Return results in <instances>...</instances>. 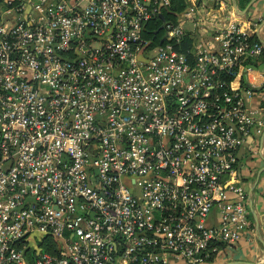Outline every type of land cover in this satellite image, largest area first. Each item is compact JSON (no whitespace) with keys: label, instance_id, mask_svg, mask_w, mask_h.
I'll list each match as a JSON object with an SVG mask.
<instances>
[{"label":"built area","instance_id":"obj_1","mask_svg":"<svg viewBox=\"0 0 264 264\" xmlns=\"http://www.w3.org/2000/svg\"><path fill=\"white\" fill-rule=\"evenodd\" d=\"M210 1L0 0V264H201L240 241L264 46Z\"/></svg>","mask_w":264,"mask_h":264},{"label":"crops","instance_id":"obj_2","mask_svg":"<svg viewBox=\"0 0 264 264\" xmlns=\"http://www.w3.org/2000/svg\"><path fill=\"white\" fill-rule=\"evenodd\" d=\"M227 1L251 30L252 37L264 46V0H249L245 8L239 6L238 0ZM235 2L238 9L244 10L243 16L236 11ZM200 3L211 4V1L200 0ZM249 86L254 92L247 101L261 110L260 115L264 119V63L253 72L244 73V87ZM237 171L248 196L249 227L238 243L221 242L212 258L201 264H264V126L255 128L247 144L239 151ZM219 215L215 207L209 224L217 225Z\"/></svg>","mask_w":264,"mask_h":264},{"label":"trees","instance_id":"obj_3","mask_svg":"<svg viewBox=\"0 0 264 264\" xmlns=\"http://www.w3.org/2000/svg\"><path fill=\"white\" fill-rule=\"evenodd\" d=\"M248 1L249 0H238V4L241 8H245ZM186 6H187V0H172L171 12L167 13V14H169L171 19H175V14L184 10L186 8ZM167 14H165V15H167ZM160 22H161V20L157 21V23H160ZM192 41H193V38H191V37L186 38V43L184 46L185 47L191 46ZM246 63L252 64L255 68L260 67L264 63V51L260 57L256 58L255 60H252L251 58H249L246 61ZM48 237L49 236H46L44 240H40V241L44 242ZM53 247H54V244L50 248H48L47 251L51 250Z\"/></svg>","mask_w":264,"mask_h":264},{"label":"rangeland","instance_id":"obj_4","mask_svg":"<svg viewBox=\"0 0 264 264\" xmlns=\"http://www.w3.org/2000/svg\"><path fill=\"white\" fill-rule=\"evenodd\" d=\"M185 27L191 29L193 26H192V24H187V25H185ZM53 244H54V247L51 250H48L49 252H51V251L54 252L55 249L57 248V243H56V241H55V239L53 237L49 236L44 242H41L39 240L37 242H35V245H38L39 249L42 248L41 249L42 251H47V249L50 248ZM35 253H36L35 249L34 248H30L28 250L27 255L29 257H33L35 255ZM165 261L168 264H188L186 261L176 260L175 258H173V256H168V258H166Z\"/></svg>","mask_w":264,"mask_h":264},{"label":"water","instance_id":"obj_5","mask_svg":"<svg viewBox=\"0 0 264 264\" xmlns=\"http://www.w3.org/2000/svg\"><path fill=\"white\" fill-rule=\"evenodd\" d=\"M235 5H236V8L235 9L238 12V14H240L241 16H243L245 14L244 10L238 9V6H237L236 2H235Z\"/></svg>","mask_w":264,"mask_h":264}]
</instances>
